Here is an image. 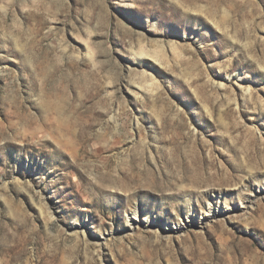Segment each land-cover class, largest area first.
<instances>
[{
    "label": "rangeland",
    "instance_id": "374dc122",
    "mask_svg": "<svg viewBox=\"0 0 264 264\" xmlns=\"http://www.w3.org/2000/svg\"><path fill=\"white\" fill-rule=\"evenodd\" d=\"M0 264H264V0H0Z\"/></svg>",
    "mask_w": 264,
    "mask_h": 264
},
{
    "label": "bare ground",
    "instance_id": "6f19581e",
    "mask_svg": "<svg viewBox=\"0 0 264 264\" xmlns=\"http://www.w3.org/2000/svg\"><path fill=\"white\" fill-rule=\"evenodd\" d=\"M137 54H138V56H144V53H143L142 51L138 52ZM156 59H157V58H156ZM136 216H137V215H136ZM136 216H135V217H136ZM131 226H133V224H131ZM154 231L158 233V229H157V228H155ZM165 232H166V233H164V234H165L166 236L169 235L168 231H165Z\"/></svg>",
    "mask_w": 264,
    "mask_h": 264
}]
</instances>
